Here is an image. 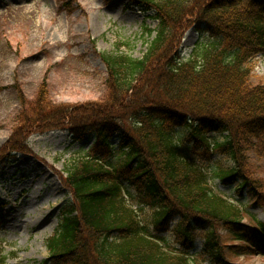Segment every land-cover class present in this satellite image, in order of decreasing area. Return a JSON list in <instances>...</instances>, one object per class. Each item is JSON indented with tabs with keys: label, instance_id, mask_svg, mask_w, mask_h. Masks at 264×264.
<instances>
[{
	"label": "trees",
	"instance_id": "1",
	"mask_svg": "<svg viewBox=\"0 0 264 264\" xmlns=\"http://www.w3.org/2000/svg\"><path fill=\"white\" fill-rule=\"evenodd\" d=\"M131 7L157 22L145 29L155 36L144 56L101 55L108 71L101 101L57 104L45 81L32 100L18 88L22 108L0 162L30 154L33 134L93 139L65 169L70 198L45 264H198L200 256L236 264L218 229L264 250V222L244 224L241 207L210 180L264 205L247 155L251 138L264 135V84L250 80L252 60L264 55V0H130ZM193 27L215 43L180 60L181 38ZM146 209L151 224L139 215ZM199 242L203 250L193 254Z\"/></svg>",
	"mask_w": 264,
	"mask_h": 264
},
{
	"label": "rangeland",
	"instance_id": "2",
	"mask_svg": "<svg viewBox=\"0 0 264 264\" xmlns=\"http://www.w3.org/2000/svg\"><path fill=\"white\" fill-rule=\"evenodd\" d=\"M129 6L130 0H0V150L22 108L18 88L32 100L45 81L57 104L101 101L107 96L108 77L101 55L144 56L155 36L148 37L145 29H155L157 22ZM182 37L181 51L186 58L198 44L203 48L215 43L206 31L190 29ZM255 65L251 83L264 84V56H258ZM251 139L255 145L247 153L249 165L262 180L264 191V135ZM92 144L89 138L76 142L64 130L38 133L27 138L30 154L0 162V264H45L47 241L58 228L62 206L70 198L63 180L65 169L82 159ZM210 183L217 193L241 207L244 224L256 225L254 218L264 222V205H255L248 195L235 198L234 188L212 176ZM138 211L141 220L152 223L149 209ZM218 232L229 245L225 248L228 261L264 264L261 243L234 240L223 227ZM167 237L176 244L173 229ZM245 245L244 249L237 247ZM202 250L199 242L193 254ZM196 260L215 264L208 257Z\"/></svg>",
	"mask_w": 264,
	"mask_h": 264
}]
</instances>
